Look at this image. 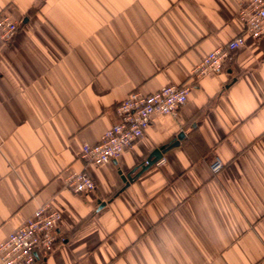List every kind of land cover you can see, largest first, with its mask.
Listing matches in <instances>:
<instances>
[{
	"label": "crops",
	"instance_id": "1",
	"mask_svg": "<svg viewBox=\"0 0 264 264\" xmlns=\"http://www.w3.org/2000/svg\"><path fill=\"white\" fill-rule=\"evenodd\" d=\"M242 1L0 0L18 24L0 37V241L48 205L63 240L37 264H264V39L244 31ZM239 35L176 115H154L115 161L80 158L130 91L189 83ZM80 171L95 188L76 194L65 177Z\"/></svg>",
	"mask_w": 264,
	"mask_h": 264
},
{
	"label": "built area",
	"instance_id": "2",
	"mask_svg": "<svg viewBox=\"0 0 264 264\" xmlns=\"http://www.w3.org/2000/svg\"><path fill=\"white\" fill-rule=\"evenodd\" d=\"M237 18L244 31L254 40L264 39V0H244L240 2ZM18 24L8 15L0 13V37L3 42L11 40ZM243 43L237 36L223 46L208 52L191 70L189 83L164 85L145 93L132 90L115 106L117 120L95 144H83L80 158L87 163H107L115 161L134 142L144 136V131L156 114L176 115L186 103L191 85L200 77L218 75L231 58L232 53ZM1 75V71H0ZM146 163V161H145ZM223 167L219 157H214L209 168L212 174ZM67 188L73 193H86L95 188V182L88 172L80 171L65 177ZM61 221L58 210L48 205L38 207L17 228L0 241V261L2 264H37L39 256L51 252L63 239L57 232Z\"/></svg>",
	"mask_w": 264,
	"mask_h": 264
},
{
	"label": "water",
	"instance_id": "3",
	"mask_svg": "<svg viewBox=\"0 0 264 264\" xmlns=\"http://www.w3.org/2000/svg\"><path fill=\"white\" fill-rule=\"evenodd\" d=\"M227 85H229V84H227ZM182 136H183V133L180 132L177 136V140L173 142V145L177 144L178 140ZM163 149H164L163 147L154 149L150 153L149 157L146 159V163L140 167V170L137 172L136 175L140 174L143 170H145L147 167H149V165L155 163L161 157V153H162ZM134 170L135 169L131 170L130 172H128L126 174H121V178H122L125 185H127L128 182L132 180L133 177L131 174L134 172Z\"/></svg>",
	"mask_w": 264,
	"mask_h": 264
}]
</instances>
